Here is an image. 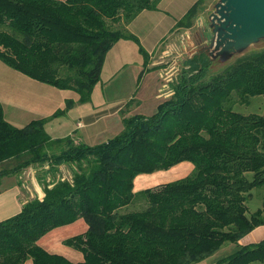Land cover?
I'll use <instances>...</instances> for the list:
<instances>
[{
  "label": "trees",
  "instance_id": "16d2710c",
  "mask_svg": "<svg viewBox=\"0 0 264 264\" xmlns=\"http://www.w3.org/2000/svg\"><path fill=\"white\" fill-rule=\"evenodd\" d=\"M159 1L0 0V60L87 102L119 40L137 41L147 67L149 54L127 25ZM205 1L197 0L177 27H190ZM206 51L186 58L174 93L155 113L125 116L123 130L103 143L53 139L45 128L50 117L17 127L0 105V179L36 165L53 176L43 179L42 199L0 221V264H194L225 243L235 248L215 264L264 262V239L239 243L264 224V198L262 208L246 213L252 190L264 186V112L234 108L264 96V49L214 75L215 56ZM183 161L195 165L190 175L134 191L137 175ZM63 164L72 177L56 181ZM137 195L147 207L123 211ZM80 219L86 229L64 243L80 250L82 260L39 243Z\"/></svg>",
  "mask_w": 264,
  "mask_h": 264
},
{
  "label": "crops",
  "instance_id": "0c3cea01",
  "mask_svg": "<svg viewBox=\"0 0 264 264\" xmlns=\"http://www.w3.org/2000/svg\"><path fill=\"white\" fill-rule=\"evenodd\" d=\"M196 1L197 0H160L157 9L143 10L127 25L128 30L131 33L135 34L141 40L140 43L145 45H143V48L148 51L150 60L146 69H161L162 64L159 63V60L161 58L162 51H165L171 47L170 51L173 52L176 46L181 47L179 41V33L187 34L189 32L188 30H195L197 37L210 40V37L214 33V27L212 26L211 21V14L209 18L204 15L208 12L209 9L212 10L214 8H208L206 7L207 5L203 4V8L199 9L196 18L193 20L194 22L196 21L195 24L187 28L177 27V22L187 13L189 8ZM207 1L208 0H206V2ZM166 15H169L171 20L165 18ZM166 22L168 28L163 33H161L162 29H159L158 27H160ZM156 27L158 28V30H156ZM126 42H131V40L121 39L114 44V46L107 53L103 67L111 65L116 58L118 59V61L122 59V56L126 53L124 51V48H126L127 46ZM128 46H130V44ZM114 48H118L115 49L118 50L117 52H115L117 56L116 58L114 57L113 61L111 62L112 54L114 53ZM231 56V54L228 55L226 53H223L221 57H219L223 59H229V57ZM142 62L143 64H145L144 56L142 57L141 63ZM0 74V86L3 87L0 88V105L4 109L6 119L17 127H23L28 124L31 121H29L30 118L27 116L28 111L35 109V113L37 114V116H35V118H31L32 120L44 117L52 118L50 121L46 122L45 128L47 130V133L53 139L71 136L77 143L82 142L89 145H95L108 141L109 139L119 134L124 128L123 118L126 115L124 116V113L121 112V107L110 106L109 110L100 109L104 106V104L107 103V100L101 95L98 87H96L99 86V82L95 85L92 96L89 101L78 104L79 94H77L76 97H71L75 101V105L71 108V112L67 116L64 113L61 114L62 112H59L65 110V102H58L53 100V104L50 103V98L48 95L50 93H57V91L51 88L46 89L48 88L45 87L46 83H40L41 85H39L37 83H32L37 81H33V79H28V84L26 86H39L41 88H39L37 92L28 88L26 89L25 96L23 97L22 92L18 91V85H24L22 82H20L22 81L23 77H19V71L9 67L5 63H3V61L0 60ZM49 85L50 84H46V86ZM4 86H7V90H9L8 101L10 102V107L12 108V111L9 113V116H7V110L5 106L7 90L5 92ZM42 88L46 90L47 93L46 104L43 103V100L40 97V91H42ZM61 90L67 91L68 89ZM97 94L99 97H96ZM32 96L37 97L35 98ZM157 97H163V99L167 98L161 96V92L157 94ZM163 99L160 101V103L163 101ZM84 104H87L85 105V108L78 106H82ZM88 106H90V108L92 109L89 110ZM57 111L59 113H57ZM75 113L77 114L73 115ZM58 116H63L64 118L59 119L57 126L52 125L54 123L51 122H53L54 119H57ZM115 116L116 122L111 125L113 127L112 130L109 131L111 128L110 125L109 127H104L103 129L102 124L104 123V120L108 118H115ZM68 117L72 118V121H70ZM64 167L69 166L63 164L60 166V169ZM29 168L34 170L33 166ZM193 168H195V165L192 162L183 161L169 169L158 170L153 173L139 174L134 180V191L139 192L146 188L155 187L160 184L184 178L186 177L185 175L192 171ZM31 181L35 186H38L37 177L32 178ZM22 190L23 188L21 187V182L17 179V176L15 180H9L8 182H4V188L0 190V221L17 214L22 209L23 205L28 201L29 198H24V196H22ZM253 197L251 198V200L253 199ZM260 208H262V206ZM262 239H264V224L255 227L252 231L247 233L239 241V243L242 245L253 244L260 242ZM39 243L41 244L40 241ZM47 249L54 253L59 252H56L52 248ZM70 253L73 254L75 257H81V253H75V251H71Z\"/></svg>",
  "mask_w": 264,
  "mask_h": 264
},
{
  "label": "rangeland",
  "instance_id": "374dc122",
  "mask_svg": "<svg viewBox=\"0 0 264 264\" xmlns=\"http://www.w3.org/2000/svg\"><path fill=\"white\" fill-rule=\"evenodd\" d=\"M219 1L220 0H208L207 2L205 1L204 5H207L206 7L208 8L212 7L214 9L212 8H211L212 10L209 9L210 11L208 10V12L204 16L209 18L210 14L216 11V8L214 5H216ZM165 18L171 20L169 15H166ZM195 23L196 21L195 22L193 21L192 25ZM158 28L162 29L161 33H163L168 28L167 22L162 24ZM158 28L156 27V30H158ZM188 31L189 32L187 34L179 33V41H180L181 47L175 45L176 47L174 48L173 52L170 51L171 47L165 51H162L161 58L159 60L160 61L159 63L162 64L161 69L167 68L168 72L176 71V73L179 71V69L180 71H182V69L186 65V62H185L186 58L191 57L193 53L195 54L201 53L203 50L205 51L209 50L212 53L214 52L213 53L214 56L216 55L217 51L214 48L212 49L210 40L197 37L195 30H188ZM129 44L130 46H128ZM126 45H127L126 48H124V51L126 53L125 55L122 56V59L120 61H118V59L116 58L117 54L115 53L118 51L115 49H118V48H114L113 50L114 53L112 54L111 62L113 61L114 57L116 59L112 62L111 65H107L103 67L101 78L98 81L99 86H96V87H98V89L100 90L101 95L106 98L107 103L104 104V106L101 107L100 109L109 110L110 106L111 107L116 106V107L122 108L121 112L124 113V116L125 115L131 116V115H136V114L152 115L153 113L157 111L160 101L163 99V97H157V94L163 91V89H165L168 86V84L164 82L162 78L160 77L161 69L160 70L157 68L155 69L147 68L146 69L145 64H143V62L141 63L143 56L140 52V45L137 41L131 40V42H128ZM143 45L144 44H142V46ZM262 49H264V36L246 45L245 47L239 48L237 52H233L231 54L232 56L229 57V59H223L218 56H215L214 61L210 67V75L220 73L227 66L234 63L238 58L244 57L251 53L260 51ZM169 52H171L170 55H169ZM149 60H150V56H149ZM22 74L19 72L18 75H20L19 77H23L22 81L20 82H22L24 85L19 84L18 91L22 92L23 97L25 96L26 89L29 88L37 92L39 88H41L39 86H34V87L26 86L28 84L27 83L28 79H32V78L24 74L22 75ZM33 81H37V80L33 79ZM38 82L39 81L32 82V83H37L39 85H41L40 83H43V82H39V83ZM46 84H45V87H48L46 89L51 88L57 91V93H50L48 95L50 98V103L53 104V100L58 101V102H62V101L65 102L66 104L65 110L59 111V112H62L61 114L64 113L65 115L68 116L69 113L71 112V108L75 105V101L71 97H76L78 93L75 92L74 90H67V91L61 90L52 85L46 86ZM0 88H3V87L0 86ZM4 88L6 92L7 86H4ZM41 90L42 91H40L41 92L40 97L43 100V103L46 104V99H47L46 90H44L43 88ZM8 96H9V90H7V95L5 99L7 116H9V113L12 111V108L10 107V102L8 101V98H9ZM32 97L36 98L37 96H32ZM96 97H99L98 94ZM68 100H73L74 103L70 106L68 105ZM81 103H85V102H81L80 100H78V104H81ZM85 105L87 104H84L82 106L78 105V106L85 108ZM234 108L237 111L242 112L244 114L262 113L264 112V96L256 95L250 98V102L248 104L236 103L234 105ZM52 109H53V106H52ZM88 109L90 110L92 108L88 106ZM35 112H36L35 109L28 111L27 116L30 118L29 121L32 120L31 118H35V116H37ZM76 114L77 113L73 115H76ZM58 117L57 119H54L53 122H51V123H54L52 125L57 126L59 119L64 118L63 116L61 117L58 116ZM68 118L70 119V121H72V118L70 117ZM51 119L52 118H50L48 121H50ZM114 122H116V116L115 118L105 119L104 123L102 124L103 129L104 127L105 128L109 127L110 125L111 128L109 131H111L113 128L111 125ZM3 167L4 165H0V168H3ZM33 167H34V170L28 168L26 170L27 172L25 171V172H22L16 175L17 179L20 180L21 182V187L23 188L22 196H24V198H29L28 201L30 199H33L34 197H39L42 199L44 196L42 182L44 180L49 182L51 181V179H53L52 174L51 173L46 174L42 166L36 165ZM194 169L195 168H193L192 171H190L185 176L190 175L194 171ZM72 170L73 169L71 167H64L60 169V172L56 174L55 180L59 181V180L70 179L72 177V172H73ZM16 176L12 174V175H7L1 178L0 179V190L4 188L5 181L8 182L9 180H15ZM35 177H37L38 186H35L31 181V179ZM249 177H250V174H249ZM252 197H253L252 200L249 199L246 202L247 215H250L256 212L258 208L262 206L263 198H264V186L254 188L252 190ZM146 207H147L146 198L143 196L137 195L135 199L131 202V204L124 207L123 211L128 212V211L142 210ZM85 229H86V222L83 219H80L74 224L52 230L51 232L48 233V235L46 234L45 237L40 240V242L43 246H46L47 248H52L56 252L59 251L58 253L66 255L68 258L74 261L82 260L83 253L80 250L72 246L66 245L64 243V240L76 234L82 233ZM234 248H235L234 244L225 243L222 246V248L218 250L215 254H213L212 256L208 257L207 259L201 262L194 263V264H215L218 259L223 258L224 256H227L229 253H231L234 250ZM71 251H75V253H81V257H77V256L75 257L73 254L70 253ZM25 264H32V263L29 260ZM253 264H264V262H255Z\"/></svg>",
  "mask_w": 264,
  "mask_h": 264
},
{
  "label": "water",
  "instance_id": "95a60500",
  "mask_svg": "<svg viewBox=\"0 0 264 264\" xmlns=\"http://www.w3.org/2000/svg\"><path fill=\"white\" fill-rule=\"evenodd\" d=\"M211 13L215 56L232 54L264 36V0H220Z\"/></svg>",
  "mask_w": 264,
  "mask_h": 264
},
{
  "label": "built area",
  "instance_id": "2783aa9c",
  "mask_svg": "<svg viewBox=\"0 0 264 264\" xmlns=\"http://www.w3.org/2000/svg\"><path fill=\"white\" fill-rule=\"evenodd\" d=\"M183 38H184V36H183ZM183 43H184V41H183ZM186 46V45H185ZM214 46H215V43L213 44V46H212V49L214 48ZM214 53V52H213ZM171 54V52H169V55ZM195 53H193L192 55H191V57H193V55H194ZM191 57H189V58H191ZM188 58V57H187ZM170 63V62H169ZM174 65V64H173ZM176 67V66H175ZM176 70V69H175ZM181 71H180V69H179V71L176 73V71L174 72V71H171V72H168V69L167 68H162L161 70H160V77L162 78V80L164 81V82H166L167 84H168V86L165 88V89H163V91H161V96H164V97H169L171 94H173L174 93V90H173V88H172V82L177 78V76L179 75V73H180Z\"/></svg>",
  "mask_w": 264,
  "mask_h": 264
}]
</instances>
